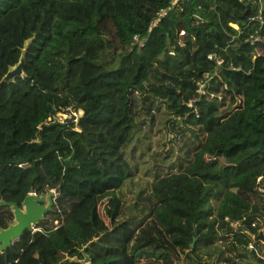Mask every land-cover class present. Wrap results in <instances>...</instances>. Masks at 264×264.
Returning a JSON list of instances; mask_svg holds the SVG:
<instances>
[{
  "label": "trees",
  "instance_id": "trees-1",
  "mask_svg": "<svg viewBox=\"0 0 264 264\" xmlns=\"http://www.w3.org/2000/svg\"><path fill=\"white\" fill-rule=\"evenodd\" d=\"M51 1L37 54L1 83L33 84L0 101V198L53 188L52 208L0 264H264V0H116L86 19L69 5L99 0ZM81 124L107 125L136 174L149 158L148 190L125 205L121 165L83 149ZM11 216L0 205V226Z\"/></svg>",
  "mask_w": 264,
  "mask_h": 264
},
{
  "label": "rangeland",
  "instance_id": "rangeland-1",
  "mask_svg": "<svg viewBox=\"0 0 264 264\" xmlns=\"http://www.w3.org/2000/svg\"><path fill=\"white\" fill-rule=\"evenodd\" d=\"M116 0H99L98 2L85 1L83 4H70L68 9L82 15L84 19L90 17L91 11L110 9ZM51 0H23L18 8L8 12L0 18V77L6 70V66L16 61L24 39L29 38L26 61H30L38 52V48L44 42L48 35L49 22L51 19ZM235 26V25H233ZM81 50V49H78ZM261 51L260 49H257ZM89 54H92L94 49L87 48ZM89 70L86 67L77 65L73 67L72 75L84 76ZM33 83L23 76L15 78L8 84H0V101L4 100L12 90H24ZM58 118L74 120L76 114L66 109L64 113L55 115ZM81 132L80 141L85 151L91 153L97 160L100 157L111 159L113 163H119L121 166L116 168L117 171L124 175L125 182L118 189L117 194L123 200L125 205L131 200V196L140 189L149 188V181L152 178L153 163L149 160L144 162L140 171L136 174L130 163L128 166L124 164L123 155H119L115 142L110 133V129L105 124H81L77 127ZM172 153H169L167 158H164L162 170L168 167H175L177 153L175 148ZM143 157H149L144 154ZM98 164H101L100 159ZM172 162V163H170ZM170 163V164H169ZM113 165V164H112ZM170 168V169H171ZM144 171V172H143ZM145 178L147 181L145 182ZM126 213H133V208L126 206ZM32 230V229H31Z\"/></svg>",
  "mask_w": 264,
  "mask_h": 264
},
{
  "label": "water",
  "instance_id": "water-1",
  "mask_svg": "<svg viewBox=\"0 0 264 264\" xmlns=\"http://www.w3.org/2000/svg\"><path fill=\"white\" fill-rule=\"evenodd\" d=\"M30 39L23 40L21 47H19V54L17 59L12 64L6 66V70L0 77V84L11 80L14 76H21L23 73V64L25 61V53L28 48ZM57 119L49 120L46 123L54 122ZM65 120H69L65 118ZM63 122V120H59ZM40 128L36 131V140L39 139ZM54 196V189L47 188L46 192L36 194L32 191L27 192L20 202L17 204L14 201H4L0 198V205H6L11 212V219L6 220L4 226H0V252L11 245L12 241L18 239L23 230H31L35 224L45 218V214L52 208V199ZM253 241L262 240L263 236L259 232L257 234H250ZM193 238L189 243L192 245ZM83 253V248L80 249ZM82 263L88 262V257L83 253Z\"/></svg>",
  "mask_w": 264,
  "mask_h": 264
},
{
  "label": "built area",
  "instance_id": "built-area-1",
  "mask_svg": "<svg viewBox=\"0 0 264 264\" xmlns=\"http://www.w3.org/2000/svg\"><path fill=\"white\" fill-rule=\"evenodd\" d=\"M258 39H259V35H258V34H253V35L250 34V35L248 36V40H249L250 43H252V42H254L255 40H258ZM208 57H209V55H208ZM215 62H216V63H219L220 60H219V59H215ZM210 77H211V73H209V72H204V73H202L201 76L195 81L196 92H197L198 94H202V93L204 92L205 87H206V85L208 84V79H209ZM52 119H60V120H62V118H58L57 116L53 117ZM52 119H51V120H52ZM19 165H20V166H25V165H27V163H26V162H20ZM246 248H248V249H253L254 246H253L251 243H248L247 246H246Z\"/></svg>",
  "mask_w": 264,
  "mask_h": 264
},
{
  "label": "crops",
  "instance_id": "crops-1",
  "mask_svg": "<svg viewBox=\"0 0 264 264\" xmlns=\"http://www.w3.org/2000/svg\"><path fill=\"white\" fill-rule=\"evenodd\" d=\"M259 232H260V233L262 234V236H263V239L261 240L262 243H263V245L260 247V250H259V252H258V255H260V256L263 257V254H264V230H262V227H259L257 233H259ZM257 233H256V234H257Z\"/></svg>",
  "mask_w": 264,
  "mask_h": 264
}]
</instances>
